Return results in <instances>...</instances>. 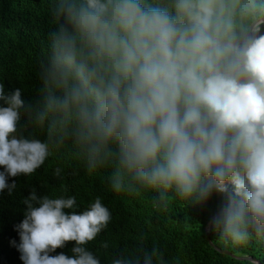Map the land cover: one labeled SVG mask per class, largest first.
I'll list each match as a JSON object with an SVG mask.
<instances>
[{"label":"clouds","instance_id":"obj_1","mask_svg":"<svg viewBox=\"0 0 264 264\" xmlns=\"http://www.w3.org/2000/svg\"><path fill=\"white\" fill-rule=\"evenodd\" d=\"M45 4L35 99L0 83V192L70 158L154 209L215 197L206 231L236 250L264 245V0ZM21 203L9 242L21 264H180L143 233L122 247L98 239L112 219L101 196L82 211L64 188Z\"/></svg>","mask_w":264,"mask_h":264},{"label":"trees","instance_id":"obj_2","mask_svg":"<svg viewBox=\"0 0 264 264\" xmlns=\"http://www.w3.org/2000/svg\"><path fill=\"white\" fill-rule=\"evenodd\" d=\"M47 27L45 0H0V83L6 91L20 88L26 102L36 97L39 81L35 75V57L45 39ZM61 164L65 167L63 181L52 176V169ZM78 168L76 161L58 159L54 155L31 176L20 175L8 181L14 180L16 188L11 194L7 190L0 192V264H21L19 253L9 243H18L14 225L23 218L21 201L33 189L39 197L51 191L59 192L61 188L67 195L76 197L77 211H82L93 196H101L112 219L98 239L108 240L113 245L122 247L126 242L132 243L138 233H143L179 257L180 264L249 262L221 254L213 247L264 264V245L259 243L253 242L236 250L218 241L211 232L208 239L213 247L208 243L205 227L216 208L215 197L203 209L184 208L179 203H172L167 210H158L145 195L115 194L108 189L102 173L87 175L82 170H75ZM71 247L72 242H68L63 249H56V253L70 254Z\"/></svg>","mask_w":264,"mask_h":264},{"label":"water","instance_id":"obj_3","mask_svg":"<svg viewBox=\"0 0 264 264\" xmlns=\"http://www.w3.org/2000/svg\"><path fill=\"white\" fill-rule=\"evenodd\" d=\"M207 224H208V222H207ZM205 237H206L208 243L210 244L209 239H208V237H209V231H206V227H205ZM213 249L216 250L217 252L221 253V254H224V255H227V256H230V257H234V258H236L238 260H248V261L254 262V264H260L257 260H255L253 258L235 257V256L231 255L228 251L220 250V249H218L216 247H213Z\"/></svg>","mask_w":264,"mask_h":264}]
</instances>
